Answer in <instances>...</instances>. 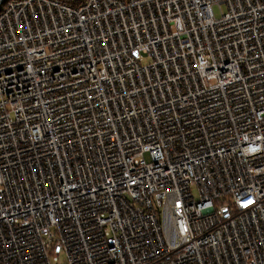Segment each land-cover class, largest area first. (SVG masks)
Masks as SVG:
<instances>
[{
  "label": "built area",
  "instance_id": "2783aa9c",
  "mask_svg": "<svg viewBox=\"0 0 264 264\" xmlns=\"http://www.w3.org/2000/svg\"><path fill=\"white\" fill-rule=\"evenodd\" d=\"M0 264H264V0H0Z\"/></svg>",
  "mask_w": 264,
  "mask_h": 264
},
{
  "label": "rangeland",
  "instance_id": "374dc122",
  "mask_svg": "<svg viewBox=\"0 0 264 264\" xmlns=\"http://www.w3.org/2000/svg\"><path fill=\"white\" fill-rule=\"evenodd\" d=\"M213 10H214V14H215L216 16H218V15H219V8H218L217 5H215V6L213 7ZM138 60H139V62H141V63H143V64L149 62V58H148L147 56H145V55H141V56H139ZM192 191H193L194 196H197V192H196V190H194V188L192 189ZM59 257H60V261H61V262H64L65 254H64L63 252L60 254Z\"/></svg>",
  "mask_w": 264,
  "mask_h": 264
},
{
  "label": "trees",
  "instance_id": "16d2710c",
  "mask_svg": "<svg viewBox=\"0 0 264 264\" xmlns=\"http://www.w3.org/2000/svg\"><path fill=\"white\" fill-rule=\"evenodd\" d=\"M63 1H65V2H67L69 4H72V5H76V4L80 3L83 0H63Z\"/></svg>",
  "mask_w": 264,
  "mask_h": 264
}]
</instances>
